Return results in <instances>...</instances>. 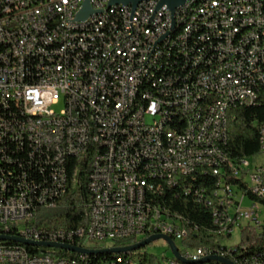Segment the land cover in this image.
Returning a JSON list of instances; mask_svg holds the SVG:
<instances>
[{
    "label": "built area",
    "instance_id": "1",
    "mask_svg": "<svg viewBox=\"0 0 264 264\" xmlns=\"http://www.w3.org/2000/svg\"><path fill=\"white\" fill-rule=\"evenodd\" d=\"M85 1L93 12L77 20ZM108 3L0 0V234L85 248L162 234L180 243L177 249L187 260L225 257L223 249L184 245L191 230L156 213V201L177 173L201 160L204 168L194 169L217 172L218 191L226 194L224 236L262 224L257 198L264 196V165H230L234 157L215 147V140L227 141V129L215 132V124L230 99L248 106L260 93V86L247 87V80L254 79L253 71L264 72V32H243L242 21H264V0H208L194 13H185L188 1L173 13L165 5L158 8V0L134 9ZM174 23H181L179 33H171ZM231 39H238V48L229 47ZM156 53H163L160 72L145 79ZM195 61H212V71L192 73ZM253 61H260V68H253ZM196 79H203V86H196ZM131 87H139V100L132 119L122 120ZM196 91L213 93L214 102L207 103L199 134L187 139L194 116L186 107ZM165 111H173V121L167 126V153H159L155 126ZM176 116H184L186 125H176ZM116 127H124V134H116ZM134 151H145L139 176H131ZM64 152L89 164L87 225L72 230L28 225L38 208L55 207L76 183L79 164L65 160ZM131 177L140 178V187L130 185ZM136 189L154 194L155 204L137 200ZM183 196L208 207L211 218L216 214L204 182L190 181L171 202ZM88 256L30 254L20 244L0 241V264H82ZM233 262L264 264V249ZM101 264L143 263L113 254ZM164 264L181 263L171 256Z\"/></svg>",
    "mask_w": 264,
    "mask_h": 264
},
{
    "label": "trees",
    "instance_id": "2",
    "mask_svg": "<svg viewBox=\"0 0 264 264\" xmlns=\"http://www.w3.org/2000/svg\"><path fill=\"white\" fill-rule=\"evenodd\" d=\"M163 64V61L162 63ZM199 68L192 67V73H196ZM196 70V71H195ZM157 71H155L156 74ZM205 102H211L208 99ZM258 102H261L259 99ZM204 107V106H202ZM199 109V108H198ZM202 110V108L200 109ZM232 113L234 114L232 116ZM169 116L172 114H168ZM173 117L166 118L165 123L172 125ZM264 122V105L262 103H255L248 106H238L230 110V117L227 121V141L223 145L224 153L231 160H240L241 158H252L260 153L259 149V130L260 125ZM185 124V119L180 122V125ZM176 125H179L178 117L176 118ZM79 164V171L75 174L76 183L71 184L64 195L58 200L53 208L40 207L36 213L26 220L28 225L41 227L45 230L62 228L65 230L84 228L88 222V202L90 195L87 190V178L89 172V164L87 161L80 163L78 157H73ZM235 162V161H234ZM191 183L204 182V192L210 193L215 187L219 179L217 174L212 171L197 169L192 175L185 176L182 181L173 184L167 183L163 188V195L160 196V201H156L160 207L167 210L169 215H177L185 222L186 228L189 231L187 237L183 241L184 245L190 247H208L211 250L223 249L225 257L230 260L242 262L246 256L254 255L264 249V220L257 228L246 226L240 229V242L227 248L222 245L220 240L229 238L224 236L217 230L211 218V211L198 203L191 202L190 196H183L177 201H172V196L175 193L182 191L183 187ZM236 182V181H235ZM242 184V183H240ZM242 187H244L242 185ZM149 198L155 203V195L148 193ZM256 198V197H254ZM263 207L264 211V196L257 198ZM141 239L136 237L118 238L113 241L112 247H124L137 243ZM7 244H17L15 242H6ZM23 246V245H22ZM26 251L30 254H49L53 257L61 258H77L79 254L57 248H44L35 246H24ZM120 255H131L136 257L134 252L119 253ZM113 253H99L89 255L88 259L82 264H101L103 261L110 259ZM137 258L143 264H157L154 259L147 253H139ZM210 264H217V262H210ZM260 264V263H253Z\"/></svg>",
    "mask_w": 264,
    "mask_h": 264
},
{
    "label": "bare ground",
    "instance_id": "3",
    "mask_svg": "<svg viewBox=\"0 0 264 264\" xmlns=\"http://www.w3.org/2000/svg\"><path fill=\"white\" fill-rule=\"evenodd\" d=\"M208 0H192L185 3V13H194L198 10V4H204ZM86 19V18H84ZM260 30L264 32V21L252 22V21H242V31L243 32H254V30ZM181 31V23H174L171 25V33H179ZM229 47L238 48V39L229 40ZM163 61V53H156V64H147L145 70V79H155V71L160 72V64ZM192 67H203L199 72H210L213 69L212 61H195L192 62ZM253 68H260V61H253ZM196 71V70H195ZM253 78L247 80V87H256V84L260 86V93H254V103H248V105L255 103H262L264 105V72L262 71H253ZM196 86H203V79H196ZM208 99L211 102H214L213 93L207 91H196L193 93L192 106L186 107V114L194 116V123H191L189 131H187V139H195L197 134H199V125H204V116L203 113L206 111L207 103L205 100ZM261 102H258V100ZM139 100V87H131L129 90V95L126 96V105L122 107V120H131L132 114L135 112V102ZM210 102V103H211ZM204 106V107H202ZM239 106V98H232L229 100V106H225V114H219V123L215 124V132H224V129H227V121L230 115V110ZM199 108V109H198ZM202 108V110H200ZM172 114V115H168ZM173 117V111H165V119ZM178 117L179 125L184 116ZM165 119H157V126H155V145L159 150V153H167V126L170 124L165 123ZM116 134H124V127H116ZM225 144L224 140H215V147L218 150L219 154L227 156L224 152L223 145ZM259 149L260 152H264V122L261 124L259 130ZM75 157V152H64V159L70 160ZM228 157V156H227ZM145 158V151H134V164L131 167V176H139V172L143 170V159ZM251 158H241L240 160H231L230 165H240L249 164ZM235 161V162H234ZM194 168H204V161L193 160L191 161V167L184 168L177 176L173 178V181L170 183L176 184L183 180L185 176H190L192 173L197 170ZM217 174V172H213ZM130 185L133 187H140V178L131 177ZM219 181L217 187H215L210 193L206 194L210 203L213 204V209H216V214L213 215V223L217 227V230L224 235L223 230V218H227V205H226V194L219 193ZM147 190L136 189V198L145 204H155L151 201V197L148 196ZM150 197V198H149ZM156 213L160 215L170 216L173 219H177L178 224H181V227L186 228L185 222L182 218L177 215H169L167 210L160 207L156 204ZM199 257H189V261H197Z\"/></svg>",
    "mask_w": 264,
    "mask_h": 264
},
{
    "label": "water",
    "instance_id": "4",
    "mask_svg": "<svg viewBox=\"0 0 264 264\" xmlns=\"http://www.w3.org/2000/svg\"><path fill=\"white\" fill-rule=\"evenodd\" d=\"M142 1H146V0H109L108 6L118 5V4L124 5V6L130 5L132 9H134ZM187 1L189 0H158V8L165 5L171 11V13H173L177 7L183 5ZM92 12L93 10L91 9L90 5L88 4L87 1H85L81 10L77 13L76 19L77 20L84 19L88 15H90ZM95 12H100V11H95ZM157 239H163L164 241L167 242L172 256L177 261H179L181 264H204V263H210L212 261L217 262L219 264H236L232 260L226 257L218 256V255H209L197 261H189L185 259L179 253L174 241L169 236L162 235V234H152L148 237L141 239L140 241H138L137 243L133 245L124 246V247H110V248H104V249L85 248V247H80L77 245L65 244V243H60V242L33 241V240L25 239L19 236H15V235L0 234V241H4V242L11 241V242H15L17 244L23 245V246L57 248V249H62V250L70 251V252L77 253V254H86V255H94V254L107 253V252H110L113 254L133 252Z\"/></svg>",
    "mask_w": 264,
    "mask_h": 264
},
{
    "label": "rangeland",
    "instance_id": "5",
    "mask_svg": "<svg viewBox=\"0 0 264 264\" xmlns=\"http://www.w3.org/2000/svg\"><path fill=\"white\" fill-rule=\"evenodd\" d=\"M61 104L59 105H56L54 106V110L55 111H59L61 109ZM230 115V114H228ZM230 117V116H229ZM228 117V118H229ZM254 158V159H252ZM251 159H249V161L251 163H254L256 162L257 164H263L264 165V152H260L258 155L252 157ZM247 203V202H245ZM240 238H241V231L239 228H235L230 237L229 238H225V239H222L220 240V243L222 245H225V246H235L237 245L239 242H240ZM137 239H142V237H137ZM112 242H100L98 244H94V243H90V244H86V247H89V248H95V249H104V248H110L112 247ZM177 246H179V248H181L180 246V243L179 242H176ZM136 255V258L138 256L139 253H147L149 256H151L154 261L157 263V264H164V260L166 258H170L172 256L171 254V251L169 249V246L167 244L166 241H164L163 239H157L147 245H145L144 247L136 250V251H133ZM204 264H210V263H204Z\"/></svg>",
    "mask_w": 264,
    "mask_h": 264
}]
</instances>
